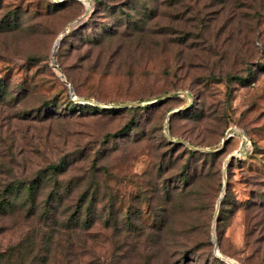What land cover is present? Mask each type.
Returning <instances> with one entry per match:
<instances>
[{"label": "rangeland", "instance_id": "obj_1", "mask_svg": "<svg viewBox=\"0 0 264 264\" xmlns=\"http://www.w3.org/2000/svg\"><path fill=\"white\" fill-rule=\"evenodd\" d=\"M162 1L0 0V194L66 158L99 264H264V0Z\"/></svg>", "mask_w": 264, "mask_h": 264}, {"label": "trees", "instance_id": "obj_2", "mask_svg": "<svg viewBox=\"0 0 264 264\" xmlns=\"http://www.w3.org/2000/svg\"><path fill=\"white\" fill-rule=\"evenodd\" d=\"M166 2V6L171 7L178 0ZM185 4L180 3V7ZM166 13L185 16L188 10L183 8L176 13V10L169 9ZM200 13L196 11L197 16ZM94 169L95 160L89 171ZM45 170L43 176L37 175L34 179L8 182L1 191L4 194L0 199V233L13 227H23V231L17 242H9L0 248V264H29L39 259L41 264H51L52 258L58 257L61 264H99L101 258L95 257L109 255L110 246L94 239L93 230H98V217L97 198L92 186H83L85 183L81 179L62 181L61 177L71 170L66 158L49 164ZM82 186L84 191L75 196ZM13 215L15 219L7 225V217ZM114 263L120 264V261L114 260ZM102 264H111V258L107 257Z\"/></svg>", "mask_w": 264, "mask_h": 264}, {"label": "water", "instance_id": "obj_3", "mask_svg": "<svg viewBox=\"0 0 264 264\" xmlns=\"http://www.w3.org/2000/svg\"><path fill=\"white\" fill-rule=\"evenodd\" d=\"M66 31H67V30H64V31L62 32V35L59 36V37L56 39V41H55V47L58 46L60 40L62 39V37H63V35L66 33Z\"/></svg>", "mask_w": 264, "mask_h": 264}]
</instances>
